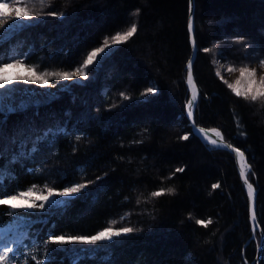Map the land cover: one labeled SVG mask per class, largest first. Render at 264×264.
<instances>
[{
    "label": "trees",
    "instance_id": "16d2710c",
    "mask_svg": "<svg viewBox=\"0 0 264 264\" xmlns=\"http://www.w3.org/2000/svg\"><path fill=\"white\" fill-rule=\"evenodd\" d=\"M14 2L34 18L18 21L0 38V62L15 58L27 66L9 69L10 77L27 75L28 68L37 74L71 71L105 38L110 42L133 23L138 30L86 69L90 79L69 81L46 102L33 103L30 95L46 85L14 82L0 89V96L24 103L13 110L0 103L3 183L8 194L31 188L37 205L18 217L0 206V226L14 222L19 233L12 264H244V258L253 259L259 233L250 237L247 198L233 154L192 133L184 113L188 0ZM194 9L195 121L216 126L244 152L264 231V96L237 97L217 75L216 63L219 58L238 67L264 59V0H195ZM45 78L48 84L59 80ZM149 87L158 92L147 94ZM184 135L189 139H181ZM78 183L87 187L64 206L49 210L36 200L48 188L57 192ZM161 189L163 195H151ZM209 219L207 227L196 223ZM106 227L135 231L110 247L69 242L50 251L56 247L48 242L50 235L91 236ZM2 264H9L8 258Z\"/></svg>",
    "mask_w": 264,
    "mask_h": 264
},
{
    "label": "snow or ice",
    "instance_id": "6c2138e0",
    "mask_svg": "<svg viewBox=\"0 0 264 264\" xmlns=\"http://www.w3.org/2000/svg\"><path fill=\"white\" fill-rule=\"evenodd\" d=\"M43 2V0H41ZM191 4V0H190ZM9 9V4L6 2H0V17H5L9 15V12L6 11ZM16 12V20L17 21H31L34 17L30 12L26 10L25 7H16L15 9H12ZM191 12V7H190ZM49 15L57 16L58 14L55 12L49 13ZM62 15V14H60ZM4 21L0 19V24H3ZM189 32H193V23L190 20L188 24ZM138 28L135 23H133L126 31L123 32H117L113 37H111V45L109 43V40L105 38L103 41V45L101 47H97L90 51L86 57V59L83 61V64L80 67H77L74 71H65L60 73H40L37 74L34 69L28 68V74L27 75H21L17 73L14 77H10L8 74L9 69L14 68H26L27 66L24 64V61L21 59H12L10 62H0V89H6V86H11L13 83H19V82H25V83H36V84H42L47 85L48 80L45 78L48 75H52L57 77L59 80H72L74 77L77 78V83L80 82L79 78H83L84 80L90 79V76L88 74V71L86 69L89 68V66H92L93 68L96 65H99L100 62L105 60V58L109 55V53L112 51V46L118 45L122 42L127 41L130 37H132L136 32ZM242 39V38H241ZM192 43L195 44L194 37L192 38ZM205 52L210 51V49H204ZM261 66H264V59L260 60ZM192 65L193 61L189 60L186 66V76H187V83L191 85V98L187 101L186 109H187V116L192 120L193 125H195V120L192 119L193 117V108L195 105V102L198 98V91L193 81V72H192ZM229 71H235V69H229ZM241 78L247 77V87L241 91L237 85L240 84V80L236 81V84H228L227 86L233 91V93L237 97H243L245 99L250 98L252 101L257 100L258 96H264V77L260 79V81L257 83L255 76H256V70L255 69H248L246 67H242L239 69ZM217 75L219 76L220 73L217 72ZM225 83H227L225 81ZM255 89V90H254ZM7 90V89H6ZM158 92V89L155 87H149L146 90L147 94H155ZM121 95H124L121 93ZM125 99H128L127 96L124 97ZM57 131L63 132L64 129H58ZM195 134L199 136L201 139H203L207 144L214 148H223L225 150L231 151L236 157L239 158L240 164V175L244 179L245 184L247 185V194L248 197L251 199L254 197V189L251 183L248 182L247 179V170L250 166H247L245 164V156L244 152L241 151L239 148H235L231 144H227L224 141V138L222 134L215 129L212 130H205L204 128H194ZM214 134V135H213ZM218 137L219 139H217ZM183 140H188L189 135H184L181 137ZM33 152L36 151V148L34 147L32 149ZM184 168H177L176 172H184ZM5 179V175L3 172H0V191L4 192L3 198H0V206H7V214L18 217L20 215H27L31 213V210L35 209L37 205L35 203H26V204H17V203H9L10 201H16L18 198L25 197L26 195H29L32 193V189H28V192H20L15 195L8 194L5 185L3 183ZM35 185L33 186V188ZM47 187V186H45ZM87 187L86 184H74L71 187H66L59 193V196L65 197L67 199L60 200L56 199L53 196V189L48 188V195H38L36 197V200H41L46 202L48 209H54L61 206H64L68 203L69 200L74 195H77L81 193L82 189H85ZM212 187L219 188V184H214ZM169 193L174 191L173 189L167 190ZM164 194V190L161 189L159 191H155L151 193L153 197H159ZM50 196H53L52 199H49ZM40 209L45 208V203L39 204ZM20 209H27L28 212L21 213L17 210ZM251 220L255 221V212L254 210L251 212ZM117 223L116 221H112V224ZM197 224L203 225L204 227H207L208 224H211L212 221L209 219L207 221L205 220H197ZM257 230L255 224L253 226V232ZM135 229L130 227H121L119 229H114L112 227H106L103 230L97 232L95 235L91 236H71V237H65L64 235H50L48 238V242L52 243L56 247L53 249H50V251H56L59 249L60 246H63L69 242H82V243H88V244H96V242H102L101 246L104 247H110L114 243L118 242L119 238L122 236H126L130 233H133ZM15 245V247H13ZM19 240L17 237L13 235V232L11 229H9L7 232H5L2 236H0V264L5 261L6 258L9 260V264H12V262L17 260V252H19ZM11 254V255H10ZM37 264H44V261H38ZM73 264H76L74 261Z\"/></svg>",
    "mask_w": 264,
    "mask_h": 264
},
{
    "label": "rangeland",
    "instance_id": "374dc122",
    "mask_svg": "<svg viewBox=\"0 0 264 264\" xmlns=\"http://www.w3.org/2000/svg\"><path fill=\"white\" fill-rule=\"evenodd\" d=\"M0 2H6L9 4V9L6 10L9 12V15H7L5 17H0V19H2L4 21L3 24H0V38H1V37H4L5 35H8L9 31H11V29H13L15 26L18 25V21L16 20V12L13 11L12 9H15L16 7H20V6H18L14 2V0H3ZM109 43L111 45V41ZM102 45H103V43L99 44L98 47H101ZM216 63L218 64L220 76H222L223 79L225 78L229 82V84L235 85L236 81L240 80V84L237 85V87H239L241 89V91H243L247 87V77L241 78V74L239 71L240 68L246 67L248 69H255L256 70L255 79H256L257 83L260 81V79L262 77H264V66H261L260 61H250L246 65H239L238 67H231L227 62H225L224 60H221L219 58H217ZM75 69H73L71 71H74ZM229 69H235V71H229ZM81 79H83V78H79V80H81ZM69 81H77V78L74 77L72 80H58L52 84H47L44 89H39V88L34 89L30 94L31 95V101L33 103L46 102L47 100L57 96V89L65 88L66 86H68V84L70 83ZM0 103H2L3 107L6 110L24 108V103L13 101L8 96H6V94H1ZM66 187H71V186H66ZM66 187L61 188L57 192H53V196L56 199L62 200L64 197L59 196V193L61 191H63V189ZM20 192L27 193L28 189L18 191L16 193H13L12 195H15V194L20 193ZM34 194L35 193L32 192L31 194L26 195L25 197L18 198L16 201H10L9 203L10 204L11 203H17V204L33 203V199H32L31 195H34ZM41 194L48 195V192L44 191V192H41L39 195H41ZM37 196H38V194H37ZM53 196H50L49 199H52ZM9 229H11L13 232V235L18 238L19 233H18V231L15 230L16 227H15L14 222H8L4 226H0V236H2ZM262 253L263 254L261 257L264 258V250Z\"/></svg>",
    "mask_w": 264,
    "mask_h": 264
},
{
    "label": "water",
    "instance_id": "95a60500",
    "mask_svg": "<svg viewBox=\"0 0 264 264\" xmlns=\"http://www.w3.org/2000/svg\"><path fill=\"white\" fill-rule=\"evenodd\" d=\"M190 7H191V12H190ZM194 7H195V0H191V4H190V0H188V4H187V18H186V21H187L188 43H190V48H189V54H188L189 56H188L186 62L184 63V66H185V76H184L185 77V87L187 88V96H186V101L184 103V113H185L187 122L189 123L190 130H191L192 133H195L194 128H204L205 130L215 129V130H218L220 132V130L216 126L215 127L205 126V125L202 126L199 123H197L196 121H195V125H193L192 120L187 116L186 104H187V101L191 98V85H189L187 83L186 66H187L188 61L189 60L194 61V59H195V57L197 55L196 54V51H197V43L196 42H195V44L192 43V38L194 37V39H195V32H194V28H195V21H194L195 9H194ZM190 20L193 23V32L192 33H190L189 32V29H188V24H189V21ZM193 68H194V65H192V72H193ZM193 81H194V84H195V86L197 88V91L199 93V88L197 87V84H196V80H195L194 75H193ZM196 102H195V105H194V108H193V117H192V119H194V120H195V110L194 109H195V106H196ZM220 133L222 134V132H220ZM216 138L219 139L218 137H216ZM201 140L204 141L203 139H201ZM224 141L227 144L233 145L235 148H239L236 145H234L233 143L229 142L228 140L226 141L224 139ZM226 151H229V150H226ZM229 152L232 153L231 151H229ZM244 156H245V154H244ZM233 161H234V165L236 167L237 174L239 176L240 185L243 188V192L245 194V198H247L248 219L250 221L251 236H253V233H254L253 232V226H254V224H255V226L257 228L256 231H258V233H259V240H258L259 243L256 246V249H255V252H254L255 255H254L253 259H251V260L248 261L247 259L244 258L243 261H244V264H258L259 259L262 256V249H263V245H264V242H263L264 241V231H262L261 225H260V223H259V221L257 220V217H256V209H257V208H255L256 207V198H257L256 197V187L254 186L253 182L252 181L250 182L249 179L247 178L248 179V182L251 183V185L253 186V189H254V197L250 199L248 197V194H247V185L245 184L244 179L240 175V167H239L240 161H239V158L236 157L234 154H233ZM244 162L248 166L246 157H245V161ZM253 210L255 212V221L254 222L251 220V212ZM247 240H248V238L245 240V242H247Z\"/></svg>",
    "mask_w": 264,
    "mask_h": 264
},
{
    "label": "bare ground",
    "instance_id": "6f19581e",
    "mask_svg": "<svg viewBox=\"0 0 264 264\" xmlns=\"http://www.w3.org/2000/svg\"><path fill=\"white\" fill-rule=\"evenodd\" d=\"M197 52V51H196ZM194 62V61H193ZM194 69V68H193ZM194 75V74H193ZM197 84V83H196ZM248 178V177H247ZM250 181V180H249ZM251 182V181H250ZM256 192H257V190H256ZM257 199V198H256ZM256 208V207H255ZM256 217H257V209H256ZM250 237H255V232L253 233V236H250ZM251 239V238H250ZM264 242V241H263ZM263 250H264V245H263V249H262V252H263ZM263 254V253H262ZM260 260H261V258L259 259V262H258V264H260Z\"/></svg>",
    "mask_w": 264,
    "mask_h": 264
}]
</instances>
